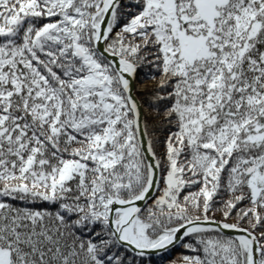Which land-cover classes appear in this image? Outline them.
<instances>
[{"label": "snow or ice", "instance_id": "snow-or-ice-1", "mask_svg": "<svg viewBox=\"0 0 264 264\" xmlns=\"http://www.w3.org/2000/svg\"><path fill=\"white\" fill-rule=\"evenodd\" d=\"M153 257L264 264V0H0V264Z\"/></svg>", "mask_w": 264, "mask_h": 264}, {"label": "trees", "instance_id": "trees-1", "mask_svg": "<svg viewBox=\"0 0 264 264\" xmlns=\"http://www.w3.org/2000/svg\"><path fill=\"white\" fill-rule=\"evenodd\" d=\"M140 92H144V91H138V93H140ZM179 251L180 250H176V252H174L173 255L178 254ZM153 259L155 260L156 264H168L167 260L161 261L160 258H158V257H153Z\"/></svg>", "mask_w": 264, "mask_h": 264}, {"label": "bare ground", "instance_id": "bare-ground-1", "mask_svg": "<svg viewBox=\"0 0 264 264\" xmlns=\"http://www.w3.org/2000/svg\"><path fill=\"white\" fill-rule=\"evenodd\" d=\"M146 87H147V85L145 86V84H137L138 91H143L146 89ZM146 113H147V111H146Z\"/></svg>", "mask_w": 264, "mask_h": 264}, {"label": "water", "instance_id": "water-1", "mask_svg": "<svg viewBox=\"0 0 264 264\" xmlns=\"http://www.w3.org/2000/svg\"><path fill=\"white\" fill-rule=\"evenodd\" d=\"M138 84V83H137ZM137 84H136V91H138V89H137ZM147 111V109H145V112ZM161 260V259H160Z\"/></svg>", "mask_w": 264, "mask_h": 264}, {"label": "rangeland", "instance_id": "rangeland-1", "mask_svg": "<svg viewBox=\"0 0 264 264\" xmlns=\"http://www.w3.org/2000/svg\"><path fill=\"white\" fill-rule=\"evenodd\" d=\"M138 84H142V83H138ZM145 86H146V84H145ZM147 87H148V85H147ZM147 87H146V88H147ZM145 90H146V89H145ZM145 90H143V91H145ZM161 261H162V260H161Z\"/></svg>", "mask_w": 264, "mask_h": 264}]
</instances>
